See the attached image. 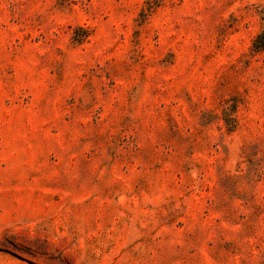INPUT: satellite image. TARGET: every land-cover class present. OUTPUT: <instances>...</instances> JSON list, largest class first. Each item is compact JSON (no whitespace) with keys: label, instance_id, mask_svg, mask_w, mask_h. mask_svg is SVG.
<instances>
[{"label":"rangeland","instance_id":"rangeland-1","mask_svg":"<svg viewBox=\"0 0 264 264\" xmlns=\"http://www.w3.org/2000/svg\"><path fill=\"white\" fill-rule=\"evenodd\" d=\"M0 264H264V0H0Z\"/></svg>","mask_w":264,"mask_h":264},{"label":"trees","instance_id":"trees-1","mask_svg":"<svg viewBox=\"0 0 264 264\" xmlns=\"http://www.w3.org/2000/svg\"><path fill=\"white\" fill-rule=\"evenodd\" d=\"M260 38H261V36H259V37L256 38V41L254 42V47H255V48H257V47H256V44L259 42V39H260Z\"/></svg>","mask_w":264,"mask_h":264}]
</instances>
